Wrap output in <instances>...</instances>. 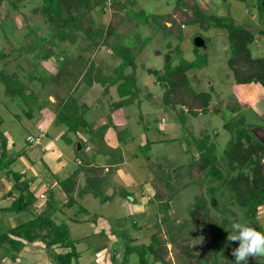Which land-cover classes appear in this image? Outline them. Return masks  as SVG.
<instances>
[{"label":"rangeland","instance_id":"374dc122","mask_svg":"<svg viewBox=\"0 0 264 264\" xmlns=\"http://www.w3.org/2000/svg\"><path fill=\"white\" fill-rule=\"evenodd\" d=\"M30 1L2 0L0 4V131L6 128L14 136L16 144L22 149L26 145L27 141H25V138L29 132V124H27L26 117H24L26 112H34L35 109L40 107L54 109L56 107L55 102L69 92L63 80L67 76L66 71L74 62H76L73 65L74 67L75 64L83 65L86 62V57L82 53V50L85 51L84 47L89 49L87 50L88 53L85 52L86 56L92 55L90 48L94 46L95 42L92 39L95 37L87 39L84 36L83 28H90L92 34L95 35L97 24L100 25L102 23L106 31L113 27V32H115L120 26L118 25L120 20H123L122 17L127 16L128 19H126L124 26L117 32L119 34L114 35V41L112 35L109 36L110 38L105 36L104 30H101V38L103 39L105 36L104 39L107 38L108 43L114 42L105 46L111 47L117 56L119 54L123 57L130 56L129 58H133L131 54L136 55L134 60L138 62V72L137 74H130L129 78H133V83L128 82L124 86L126 90L133 87V90L137 92L139 87L142 86L139 77L141 79L146 74L143 64L150 65L153 60L152 57H148V53L152 52V54H155L157 50L162 51L166 46L163 39L164 20L167 16H171V14L168 15L167 13L170 12L172 5L177 2V0H125L124 4L120 0H111L112 2L108 0L106 4L103 3L104 9L101 6V13H99L95 5L87 8L81 6L78 2H76L75 6L64 8L63 11H60L58 0H43L42 4L40 3L39 5L30 4ZM192 2V0H188V5L185 4L184 7L186 8L182 11L181 8H178V4L173 7L177 9L176 13L178 14L170 20L171 24L173 23L172 29H170L171 33L165 35L171 49L170 52L165 51L164 53L163 51V60L166 54H170L172 56L171 59L177 57L179 62H188L190 58L192 60L196 59V65L186 70V89H184L185 84L183 83L178 89L179 92H177L179 94L184 93L188 97L193 96L192 92H207L209 99L210 96L212 97L210 106L207 109L208 112L206 111L211 121H209L210 124L208 122L207 126L202 129L204 132L202 134L204 135H196L191 131L190 127V130H181V135L185 134V136H180L175 141L176 143H181L180 149L176 147L177 144L172 143L173 147L171 146L169 151L173 152L171 149L173 148L174 153L181 152L183 146H187L185 150L195 152L197 149L198 155L199 153L202 154L201 159L206 155L209 162L205 168L199 169L198 163L201 160L199 156L196 158L199 159L198 161L190 157L186 158V161L188 163L189 160H192L190 163L193 164V167L189 163L180 167L177 163V157L175 159L177 164H174V159L169 163L168 160L171 158H165L162 162L158 159L149 161L148 159L153 158V155L144 153V148L140 149L142 155H144V162L147 163L146 171H143L145 176L143 181L147 180L150 184L156 181L160 183V189L156 194L160 198L159 200H163L162 203L158 204L160 214H158L155 221V229L150 230V237L152 238V235L156 236L157 241L154 246L157 250V255L167 264H234V257L231 256V251L238 246V243L228 242L226 239L229 231L232 230V224L240 222L264 232V203L258 204L255 214H251L237 200L232 190L233 181L240 173L251 176L252 170L249 165L229 162L227 157L228 144L229 140L234 139L238 131H243V134L252 141L264 144V132L262 131L264 129V119L262 120L259 115L252 113L250 110L251 112L244 111L245 121L243 122L242 114H237L232 118L231 111L225 108V104L232 101L233 94L229 90V86L227 84L223 85V82L227 75L234 78L233 71L228 64V59L232 56V49L228 46V32L225 29L217 32L213 31L212 25L214 23L206 16L196 19L197 13L195 8L191 7ZM244 2L249 4L251 8L255 7L257 9V0H245ZM14 9H18L19 13L24 17L19 20L21 26L24 25L21 28L22 32L15 30L11 20L6 17L3 18L4 13L13 14ZM196 9L207 15H212L205 8L197 7ZM230 9L231 15H226L228 20L243 24L247 14L242 11V6L233 7L232 5ZM77 13L82 16L74 19V16L78 15ZM89 14L92 16L93 22L88 19ZM49 15H56L57 19H54V17L53 20L51 19L52 21L55 20L53 24L56 26L60 25L61 32L68 33L66 39L56 41V43H60L59 46L53 47L50 41L49 33L58 34L59 30H51L52 23L50 18L47 17ZM15 16L14 14L13 17ZM214 17L218 18L215 15ZM67 19L70 22L65 24L64 21ZM223 19L221 20L222 23H229L228 20L224 21ZM180 22L187 25L186 29H183V34H181V28L178 26ZM257 22L258 26L263 27V18L257 20ZM196 36L204 39V47L194 45L193 40ZM114 44L116 45L114 46ZM177 45L179 46L177 47ZM188 45L189 49H186ZM140 48L143 53L138 51ZM97 50H100V48ZM46 51H52L55 55H57L56 52H59L57 58L60 55L64 57L60 61V63H63V70L60 69L56 71L57 74L53 73L51 75L50 72L55 70L54 66H51L55 61L51 59L36 61L35 64V59L32 55L34 54L37 59H41V55ZM55 55L54 58L56 57ZM114 55L104 53L103 58H100V60H105L106 66H110V68L103 69L104 73H101V75L98 69V75L104 76L112 73L117 75L122 72L123 66H120V62L115 66L117 57ZM256 56L257 54L253 51L252 57L257 58ZM118 59L121 60L119 56ZM5 63L7 65L3 68ZM168 63H170V60ZM38 67H44L48 74L39 70ZM76 67L75 73H70L75 79L79 77L81 71L80 66ZM86 69L87 72L85 73L87 75H81L84 84L87 77L90 78L95 75L96 70L94 67L91 69L90 66H87ZM163 72L164 69H161L160 73ZM152 74L154 75L151 72L150 75ZM95 76L100 78V76ZM198 77H202L200 83H198ZM208 79L211 81V85L208 84ZM51 81H53V87ZM30 82L37 85L31 86V84L29 85ZM37 86L39 87L38 92L32 89H36ZM160 86L159 97L154 96V99L159 101V104H161L159 109L162 110H159L160 112L158 110L156 112L153 111L147 116V111L145 113V110L142 111L141 109L143 106L140 108L143 114L140 113L138 120L141 119L140 124L144 126L145 130H147V126L153 128V122L156 119H160L161 116H165L168 121L178 120L181 122L183 121L182 118L187 115L184 113L182 116L181 107L185 105L181 103L174 104L175 108L166 101L172 98L170 95L174 91H168L166 85L161 84ZM22 91L26 94V97ZM49 91H52L51 94L49 93L51 95L50 98L47 95ZM239 95L243 98L242 92H239ZM146 97L147 100L150 99L149 96ZM53 100L54 102H52ZM152 103H148L150 107L154 105ZM57 105L59 106V103ZM3 108L4 111L2 110ZM161 111L164 112L161 113ZM45 114L49 116V112ZM135 117L136 115H134ZM67 120L69 121L65 123L67 126L69 123L74 126L73 119L71 121ZM76 120L77 126H81L83 121L80 118ZM223 122L228 123L224 128L221 127ZM245 136H243V144L248 145L252 141L244 140ZM181 137H183L182 141ZM208 140L212 142L211 148H208V144H205ZM5 143L6 141L0 132V154L3 150L6 152ZM202 143L203 145L201 146ZM82 150L80 149L76 152L82 154L84 152ZM81 156L83 157L84 155ZM185 156L187 157V155ZM183 157L180 155L179 158ZM252 157L254 158L255 155H252ZM263 159L261 158V160ZM179 160L184 161V158ZM157 172L161 174L160 177H158ZM185 185L187 190L184 189ZM157 196L152 198L157 199ZM126 197L129 198V195ZM169 209H171L170 212L168 211ZM32 247L34 248L29 247L31 250L28 248L24 250L26 256L21 254L24 259H27L22 263L50 264L48 249L40 251L38 249L41 246L35 244H32ZM2 258L0 251V259ZM160 263L164 264L161 261ZM0 264L10 263L3 261ZM248 264H264V256L250 257Z\"/></svg>","mask_w":264,"mask_h":264},{"label":"crops","instance_id":"0c3cea01","mask_svg":"<svg viewBox=\"0 0 264 264\" xmlns=\"http://www.w3.org/2000/svg\"><path fill=\"white\" fill-rule=\"evenodd\" d=\"M107 1L105 0L104 3L106 4ZM192 1V8L193 6L205 8L212 15L218 17L231 15L230 7L232 5L233 7L241 5L242 11L247 14L243 25L249 28L253 34V38L248 44V48L251 51L250 55L252 57L254 51L257 54V58L264 57V32L261 31L264 25L263 27L258 26L257 20L260 17L255 7L251 8L249 4L244 2L245 0ZM42 2L43 0H31L29 3L39 5ZM120 2L125 4V0H120ZM176 4L182 11L186 8L184 5H188V0H177L172 5L170 12L167 13L168 15L171 14V16H167L164 20L163 39L166 46L164 50H157L155 54H152V52L148 53V57H152L153 60L150 65L143 64L146 76L143 75L141 79L139 77L142 82L139 91L136 92L133 87L126 90L124 86L128 82L133 83V78H129V76L138 72V62L134 60L136 55L131 54L133 58L118 55L121 59L119 60L111 47L105 46L114 42L108 43L107 40L105 42H103V39L98 40L90 48L92 55L86 56L85 52L88 53L87 50H89L86 47H84L85 51L82 50L86 57V62L83 65L75 64L74 67L73 65L76 63L74 62L66 71L67 76L63 80L69 92L55 102L56 107L54 109L40 107L35 109L34 112H26L24 117H26V122L29 124V132L26 135L25 141L27 142L23 149L16 144L14 136L6 128L0 131L6 141V155L0 161V208L8 207L11 204L21 190L19 185L22 181L27 182L28 189L33 195V201L26 211L18 213L0 211V227L15 226L36 214L46 211L55 224L67 226L70 238L73 240L74 247L78 252L77 264H120L123 261H126L127 264L138 263V254L135 250L130 251L125 257L124 251L129 246H144L152 241L150 230L155 229V221L158 214H160L158 204L163 201L159 200L160 198L156 194L160 189V183L156 181L150 184L147 180L143 181L147 163L144 162V155H142L140 149L144 148V153L153 155V158L148 159L149 161L158 159L162 162L165 158H171L168 160L171 163L177 157L178 166L182 167L181 165H188L189 163L193 167V164L190 163L192 160L187 163L186 158L191 157V159L197 161L201 159L202 154L199 153L198 155L197 149L192 152L191 150H185L187 146H183L181 152L174 153V149L171 148L172 152L171 150L169 151V148L172 143H175L177 144L176 147L180 149L181 143H176L175 141L180 136H185V134L181 135V130L187 131L190 127L191 131L196 135H201L204 133L202 129L211 121L207 114L211 96L208 101L209 105L207 104L205 109H201L198 106H194L191 110H188L186 106L181 107L182 116L184 113L187 114H185L186 116L182 118L183 121L181 122L178 120L168 121L165 116H161L160 119H156L157 121L153 119V128L147 126V130H145L144 126L140 124L141 119L138 120L142 106L143 108L141 109L142 111L145 110V113L147 111V116L153 111L162 110L159 109V105H161L159 101L154 99V96L159 97L158 94L160 93L158 91L161 84L153 74L150 75L152 68L160 73V70L164 69L165 61L168 62L170 60L171 66L177 65L179 62L177 57L171 59L172 56L170 54H166L163 60V51L164 53L165 51L170 52L171 49L165 35L171 33L170 20L178 14L176 13L177 9L173 8ZM98 6L96 8L101 13L102 7ZM14 14L16 15L15 17H13ZM4 17L13 22L15 30L22 32L21 28L24 25L21 26L19 20L24 17L19 13L18 9H14L13 14L4 13ZM53 17L55 19L54 15L51 16V19ZM122 18L123 20L121 19L118 24L120 26L115 30L114 35L119 34L117 32L128 19L127 16ZM51 23V30H58V27L53 22ZM178 26L181 28V34H183V29H186L187 25L180 22ZM212 26L215 32L224 29L226 31V28L216 25ZM97 29L100 32L104 30L105 33L102 23L100 25L97 24ZM50 33L49 35H54V33ZM114 35H112V39ZM50 41L53 47L60 44L52 39ZM228 46H230V43ZM99 48L100 50H97ZM186 49H189V45L186 46ZM138 51L143 53L141 48ZM56 53L57 55L51 51V54L46 58L41 55V59H37L34 54L32 57L35 59V64L36 61L40 60L51 59L55 61L51 65L55 68V70L50 72L52 75L53 73L57 74L56 71L64 69L63 63H60L64 57L60 55L58 59L59 52ZM104 53L115 54L114 56L117 57L115 66L119 62L121 63L123 59L127 60L128 63L123 67L120 74L115 75L112 73L113 75L105 74L100 76L101 73H104L103 69L110 68V66H106L105 60H100V58H103ZM54 55L56 56L55 58ZM193 60L190 58L188 62ZM6 65L7 63L3 65V68ZM76 66L81 67L77 79L70 75V73H75ZM87 66L96 68L95 75L100 76V78H96L95 75L90 78L87 77L84 84L81 75H87L85 73L87 72ZM98 69L100 75H98ZM39 70L44 73L48 72L44 67L39 68ZM226 77L223 85L227 84L229 86L233 97L232 101L229 100L230 102L225 104V108L231 111L232 118L237 114H242L244 122V111L251 110L252 113L259 115L263 120L264 86L258 81L238 83L232 76L227 75ZM198 78V83H200L202 77ZM207 82L209 85L212 84L209 79ZM51 84L53 87V81H51ZM33 85L37 84L32 83L31 86ZM32 89L37 91L39 87ZM51 92L49 91L47 94L49 98L51 97ZM239 92L243 93V98L240 97ZM146 96H149L150 99L147 100ZM150 102L154 104L151 107L148 104ZM57 103H59V106ZM2 110L4 111V108ZM135 111H137L136 114ZM48 112L49 116L45 114ZM163 112L161 111V113ZM134 115H136L135 118ZM78 117L83 121L81 126H77L76 119H79ZM67 119L70 121L73 119L74 126L70 123L67 126L65 124L69 122ZM227 124V122H223L221 127L224 128ZM262 131L264 132V129ZM30 135L36 137L34 142H30L27 139ZM182 138H180L181 141ZM79 140L80 142H78ZM76 142L77 146H80L79 149H76ZM205 144H208V148L212 147V142L209 140ZM80 149L84 151L82 154L76 152ZM19 151L20 153H18ZM81 155H84V158ZM180 155L184 156V161L179 160L183 159L179 158ZM198 156L199 159H196ZM177 163L175 161L174 164ZM157 174L158 177L161 176L159 172ZM16 175L20 176L17 181ZM184 189L187 190L186 185ZM127 195H129V198L126 197ZM153 196H157V199L152 198ZM170 210L168 211L170 212ZM13 237L23 241L24 245L18 251H12L14 257L1 250L3 258L0 259V262L26 264L22 263L27 259H24L21 254L26 256L24 250L26 248L29 249V247L34 248L32 244L40 245L41 247L38 249L40 251L48 249L49 257L52 254V258H49L50 264H57L53 260L54 254L65 253L70 250L69 247H63L60 244H53L47 247L45 242L39 238L32 242H27L23 238ZM72 264H74V261ZM153 264L161 263L160 261H155Z\"/></svg>","mask_w":264,"mask_h":264},{"label":"trees","instance_id":"16d2710c","mask_svg":"<svg viewBox=\"0 0 264 264\" xmlns=\"http://www.w3.org/2000/svg\"><path fill=\"white\" fill-rule=\"evenodd\" d=\"M1 1L2 0H0V4ZM104 1L105 0H58L57 3L59 10L63 11L64 8L75 6L76 2L81 4V6L90 8L92 5L102 6ZM256 4L259 17L260 19L263 18L264 22V0H257ZM194 8L197 13L196 19L206 16L211 22L214 23V25L226 28L230 47L232 49V56L228 59V64L233 71L236 82L246 83L258 81L264 86V57H251L248 44L251 42L253 34L250 29L243 24L235 23L233 20L229 21L226 15L224 16V19L223 16L216 18L214 15H207L202 11H198L196 6H194L193 9ZM55 11L57 10L55 9ZM79 13H77L78 15L74 16V19L80 18L82 16ZM51 16L52 15L48 16L50 20ZM55 19H57V17H55ZM88 19L93 22V18L90 14L88 15ZM222 19L224 21L228 20L229 23H222ZM52 20L51 22L55 21ZM64 22L65 24H68L70 21L67 19ZM172 24L170 25L171 28ZM57 27L59 30L58 34L56 33L54 35H50V39L54 41L66 39L68 37V33L61 32L60 25ZM83 29L85 32L84 36L87 39L95 37L92 39L93 42L102 40V33L98 31V29L97 32H95V35L92 34L90 28ZM261 31L264 32V27ZM111 35H114L113 27L109 28L107 31L105 30V36L107 38ZM57 37L60 38L57 39ZM104 38L103 42H105L107 39ZM50 54L51 52L46 51L43 53V56L46 58ZM196 62V60L190 62H179L177 65L171 66L170 63L165 61L164 72L162 74H160L157 70H151V72L154 73L156 80L160 84L166 85L168 87V91H174L170 95L172 98L166 100L171 106L181 103L185 105L188 110H191L194 106H198L201 109H205L207 106L209 101V94L207 92H192V97H188L184 93H178V89L181 85H183V83L185 84L184 89H186V70L195 66ZM127 63V60L123 59L120 63V66L124 67ZM91 69H93V67H91ZM22 93L26 97V94L23 91ZM243 136H245L243 131H238L234 139L229 140L227 157L230 163L249 165V167H251L252 174L249 176L247 174L240 173L233 181L232 190L234 191L237 200H239L240 203L246 207L251 214H255L257 205L264 203V159L261 160V158H264V144L254 142L248 136H245L246 138L244 140H250L252 142L248 145H244ZM258 152L260 153L258 154ZM0 155H2L0 156L1 161L3 156L6 155L5 150H3ZM252 155H255V157L253 158ZM204 156V160L201 159L198 163L199 169L205 168L206 164L209 162L206 158V155ZM19 178L20 176L16 175V181ZM19 188H21V190L19 194L13 199L11 204L8 207L0 208V211H12L18 213L27 210L33 201L32 192L28 189L26 181H22L19 185ZM13 236L23 238L27 242H32L36 238H39L45 242L47 247H50L53 244H60L63 247H69L70 250L65 253L54 254L53 260H55L57 264H72L73 261L74 264H77L78 252L74 247L73 240L70 238L67 226L64 224H55L51 220L49 213L46 211L36 214L15 226L7 228L0 227V251L3 250L4 253L9 254L11 257H14L12 251H18L24 245L23 241L14 238ZM151 239L153 242L151 241L149 244L144 246H129L124 251V257L130 253V251L135 250L138 254V264H153L155 261H161L162 263L167 264L157 255V250L154 246L155 242L157 241L156 236L154 237L152 235ZM120 264H127V262L123 261Z\"/></svg>","mask_w":264,"mask_h":264},{"label":"clouds","instance_id":"9594fccd","mask_svg":"<svg viewBox=\"0 0 264 264\" xmlns=\"http://www.w3.org/2000/svg\"><path fill=\"white\" fill-rule=\"evenodd\" d=\"M226 239L238 243L231 251L234 264H248L250 257L264 256V232L255 227L235 222Z\"/></svg>","mask_w":264,"mask_h":264},{"label":"water","instance_id":"95a60500","mask_svg":"<svg viewBox=\"0 0 264 264\" xmlns=\"http://www.w3.org/2000/svg\"><path fill=\"white\" fill-rule=\"evenodd\" d=\"M193 43H194V45H196V46H198V47H204V46H205V41H204V39H203L202 37H200V36H196V37L194 38V40H193ZM79 148H80V146L78 145V146H77V149H79ZM50 257L52 258V254H51Z\"/></svg>","mask_w":264,"mask_h":264},{"label":"built area","instance_id":"2783aa9c","mask_svg":"<svg viewBox=\"0 0 264 264\" xmlns=\"http://www.w3.org/2000/svg\"><path fill=\"white\" fill-rule=\"evenodd\" d=\"M27 139L30 141V142H34V140L36 139V137H33L32 135L28 136Z\"/></svg>","mask_w":264,"mask_h":264}]
</instances>
